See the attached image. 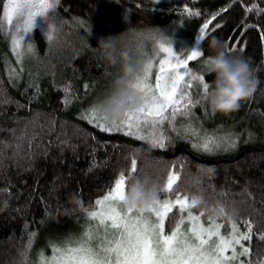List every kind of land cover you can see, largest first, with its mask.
Instances as JSON below:
<instances>
[{"label": "trees", "instance_id": "obj_1", "mask_svg": "<svg viewBox=\"0 0 264 264\" xmlns=\"http://www.w3.org/2000/svg\"><path fill=\"white\" fill-rule=\"evenodd\" d=\"M184 8L200 15L188 17ZM216 13L198 44L203 56L190 66L198 64L211 86L215 77L203 60L214 54L208 41L216 37L228 49L236 45L230 53L249 62L256 87L230 113H213L202 101V113L190 123L209 134H234V148L198 151L188 134L169 135L165 147H153L80 118L114 92L121 75L119 60L104 58L101 40L111 39L118 52L129 40L163 35L186 54ZM47 22L57 39L49 42L46 20L35 17L23 35L19 63L11 45L14 29L5 25L0 32V264L20 260L30 233L36 235L29 258L35 261L41 250L49 256L52 243L82 229V209L94 210L114 178L120 172L127 177L133 159L137 171L128 185L146 179L164 198L158 190L175 171V193L202 200L194 212L225 208L224 216L207 211L204 221L212 217L229 225L231 218L242 232L243 221L251 222L252 239L244 241L250 256L244 258L253 264L264 259V0H59ZM29 44L33 53L27 52Z\"/></svg>", "mask_w": 264, "mask_h": 264}, {"label": "snow or ice", "instance_id": "obj_2", "mask_svg": "<svg viewBox=\"0 0 264 264\" xmlns=\"http://www.w3.org/2000/svg\"><path fill=\"white\" fill-rule=\"evenodd\" d=\"M58 2L4 0L0 32L5 30V25L10 31L14 29L11 45L18 63L24 55L21 50L23 35L31 32L35 17L46 20L47 40L52 42L57 39V30L48 24L47 14L56 8ZM183 13L188 17L200 15L198 11L188 8H184ZM216 15L219 13L200 27L198 44L209 34V25ZM219 27L216 25V28ZM235 50L236 45L228 49L229 52ZM27 52H34L30 44ZM202 56L200 48L190 49L186 54L184 49L174 51L171 42L163 35L155 41V47L146 41V58L141 71L127 85L140 97V106L124 112L119 121L104 123L105 119L99 116L101 104H94L80 118L87 119L101 131H121L135 139L146 140L153 147H165V125L174 128L178 117L191 118L194 115L192 110L207 99L210 85L206 82V76L193 72L189 64ZM194 87L200 89L198 99L193 97ZM110 96L103 102L110 103ZM185 131L189 140L196 138L192 146L198 151L211 154L214 150H228L236 146L232 138L234 134L218 137L214 133L204 132L202 125L198 127L191 123ZM136 171L137 164L133 159L127 177L124 172H120L103 197L94 201V210L82 209L86 214V224L79 236H69L61 242L52 243L50 256H45L44 250H41L33 261L29 258V252L32 237L36 234L30 233L29 242L16 264H253L250 259H241L250 256V244L245 246L244 241L252 239V223L243 221L246 231L242 232L237 221L230 218L229 230L223 233L221 229L225 226L209 217L210 223L205 226L202 218L207 210H200L198 214L193 211L202 202L201 198L175 193V185L180 178L175 171L169 172L163 188L158 190L159 193L167 194L168 198L161 199L157 194L147 207L125 208L122 202L128 181ZM174 209L179 211L180 219L170 232H166L165 223L175 218ZM218 211L219 215H226L223 206ZM260 239L264 240V233ZM255 264H264V259Z\"/></svg>", "mask_w": 264, "mask_h": 264}, {"label": "clouds", "instance_id": "obj_3", "mask_svg": "<svg viewBox=\"0 0 264 264\" xmlns=\"http://www.w3.org/2000/svg\"><path fill=\"white\" fill-rule=\"evenodd\" d=\"M98 45L109 63H115L118 59L121 65V75L114 82L115 90L110 96V103L102 102L100 105V115L105 120L118 121L122 119L124 112L132 111L141 104L140 97L127 86L139 71V67L130 62L126 49L117 52L111 39L101 40ZM208 46L214 54L206 57L203 64L206 71L214 74L215 78L209 87L205 102L213 113L233 112L239 108L242 100L252 95L256 87L249 62L242 56L232 55L227 44L216 37L208 41ZM156 195L155 185L150 186L146 179L135 178L129 183L122 203L125 208L147 207ZM219 207L206 210L215 216L219 215Z\"/></svg>", "mask_w": 264, "mask_h": 264}, {"label": "rangeland", "instance_id": "obj_4", "mask_svg": "<svg viewBox=\"0 0 264 264\" xmlns=\"http://www.w3.org/2000/svg\"><path fill=\"white\" fill-rule=\"evenodd\" d=\"M14 32V30L12 31ZM12 34V33H11ZM161 36H155V35H147L145 37H143L142 39H136V40H129L127 43H126V50L129 54V58H130V61H132L131 63L132 64H135V65H138L139 67V71L137 73H139L141 71V68H142V62L145 60V42L147 41V43L149 45H151L152 47H155V41L160 39ZM171 46L173 47V50L176 51V52H180L182 49H183V46H178V48L176 49L173 44L171 43ZM193 48H198V43L196 42L195 46ZM192 48V49H193ZM158 59V58H157ZM191 67V66H190ZM199 65L196 64V67H191L192 71L195 72L196 74H203L202 73V70L199 69ZM205 70V69H204ZM154 73H155V69L153 70V82H154ZM200 92V89L198 87H194L193 89V97L194 99H198L199 98V95L198 93ZM202 104V103H201ZM201 104L200 105H197L192 111L194 113V115L196 116L197 114L199 113H202V107H201ZM194 115L191 117V119L194 117ZM99 116L102 117L100 115V111H99ZM110 120H105L104 123H109ZM119 121V120H118ZM190 123V118H177V120L174 122V125L175 127L173 128L171 125H165V135H166V140L168 139L167 136L169 135H186L188 134L185 129L188 128L189 124ZM215 134L216 136L218 137H222V132L220 130H215V131H212L210 132V134ZM156 135L158 136L159 135V131H157ZM226 136V135H225ZM193 140L195 141V137H192ZM146 141V140H145ZM147 142V141H146ZM149 143V142H147ZM150 144V143H149ZM151 145V144H150ZM152 146V145H151ZM127 190V188H126ZM161 199H164V198H168V196H165L164 198L160 197ZM172 199H174L175 197H171ZM195 210V209H194ZM193 210V211H194ZM174 212H175V218L174 219H171L170 221H166L165 223V231L166 232H170L172 230V228L175 227V224H176V221H178L180 219V213L178 210H175L174 209ZM194 214H198L197 212H194ZM171 215V214H170ZM205 219V218H204ZM218 222V221H217ZM202 223L205 224V226H207L208 223H210L209 220H203L202 218ZM220 223V222H218ZM85 221H84V225L82 226V229L79 230L78 232L76 233H71L69 234L68 236H66L65 238L63 239H60L59 241H56L54 243H58V242H61L63 241L64 239H66L67 237L69 236H79V234L82 232L84 226H85ZM225 227L221 229V231L223 233H226L229 228H228V224L226 223H222ZM51 255V254H50ZM49 255V256H50ZM48 256V255H47ZM241 259H245L244 257H242Z\"/></svg>", "mask_w": 264, "mask_h": 264}]
</instances>
